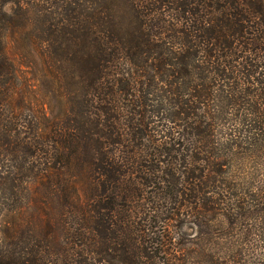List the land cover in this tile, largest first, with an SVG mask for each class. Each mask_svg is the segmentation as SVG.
Segmentation results:
<instances>
[{
	"label": "trees",
	"instance_id": "trees-1",
	"mask_svg": "<svg viewBox=\"0 0 264 264\" xmlns=\"http://www.w3.org/2000/svg\"><path fill=\"white\" fill-rule=\"evenodd\" d=\"M0 264H264V0H0Z\"/></svg>",
	"mask_w": 264,
	"mask_h": 264
},
{
	"label": "rangeland",
	"instance_id": "rangeland-1",
	"mask_svg": "<svg viewBox=\"0 0 264 264\" xmlns=\"http://www.w3.org/2000/svg\"><path fill=\"white\" fill-rule=\"evenodd\" d=\"M10 7H11V5L8 4L6 6V10L9 11ZM10 56H11V58L15 59V61L17 60L15 58L14 52L11 50H10ZM76 193H77V191H76ZM67 197H68L69 201L77 203L75 192L72 189L68 190ZM84 199H85V197L82 198L81 200H84ZM84 201H87V199ZM41 205L42 204H37V205H35V207L32 206V208L29 209L28 211L18 210V211L7 213V214L5 213L2 216V224L7 225L8 227H12V225H16L20 222L22 223V221H21V218H22L25 220H29V221L37 224L38 226H42V227H39L40 229L41 228L45 229L47 227V223H48L47 220L49 217H48L47 211L43 210ZM60 206L61 205H59L57 211L61 210ZM64 208L66 210V207H64ZM72 221H73V219L71 216V220L69 219V222H72ZM58 235L61 236L62 232H60V234L58 233Z\"/></svg>",
	"mask_w": 264,
	"mask_h": 264
}]
</instances>
